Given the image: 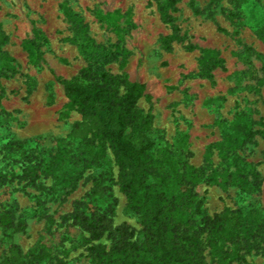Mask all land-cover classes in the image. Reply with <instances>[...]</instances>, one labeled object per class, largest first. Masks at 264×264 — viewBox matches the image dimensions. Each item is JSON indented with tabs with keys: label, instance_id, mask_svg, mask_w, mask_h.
I'll use <instances>...</instances> for the list:
<instances>
[{
	"label": "rangeland",
	"instance_id": "1",
	"mask_svg": "<svg viewBox=\"0 0 264 264\" xmlns=\"http://www.w3.org/2000/svg\"><path fill=\"white\" fill-rule=\"evenodd\" d=\"M210 3L211 0L178 1L176 23L185 38L167 47L164 37L172 29L161 20L155 0H0V24L10 38L4 49L16 59L18 69L14 75L0 77V264H10L6 255L13 244L24 253L42 243L51 245L53 258L39 264L83 257L87 253L83 235H88L63 217L74 210L101 173L113 178L117 203L104 235L93 243L109 248L116 229L122 225L130 226L135 238L142 239L139 215L129 208L120 190L119 166L109 148L67 196L60 191H42L28 178H22L19 153L9 149L8 142L36 137L40 147H54L56 140L66 138L81 120L79 111L69 107L57 79L77 77L87 66L71 39L74 30L64 5L84 20L97 42L121 45L130 52L125 66L120 60L108 68L113 75L127 74L130 80L145 83L149 98L143 97L138 107L154 115L150 135L158 146L175 149L179 136L186 135L180 147L186 151L187 161L200 167L208 145L222 140L237 111L244 110L247 118L254 121L264 119V40L251 28L264 22V0L247 3L242 7V20L235 22L227 17L229 10H236L232 1L221 0L217 7ZM26 39H35L39 44L41 59L36 64L23 48ZM190 44L196 48L189 49ZM203 49H217L224 59L223 67L211 70L213 80L199 74ZM80 79L83 83L92 81ZM220 121L225 122V127L218 124ZM257 127L264 130V126ZM256 141L245 155L258 163L264 178V132L256 136ZM213 159L219 161L217 155ZM42 182L46 186L53 184L51 178H43ZM195 191L204 198L209 214L227 206L236 207L238 189L234 186L223 188L201 181ZM262 202L264 205V180ZM48 216L56 221L50 231L46 230ZM6 222L9 229L4 226ZM248 259L251 264H264L260 255H250ZM206 264L217 263L208 256Z\"/></svg>",
	"mask_w": 264,
	"mask_h": 264
},
{
	"label": "trees",
	"instance_id": "2",
	"mask_svg": "<svg viewBox=\"0 0 264 264\" xmlns=\"http://www.w3.org/2000/svg\"><path fill=\"white\" fill-rule=\"evenodd\" d=\"M155 1L161 20L172 29L164 37V44L171 47L174 41L185 38L176 23L179 0ZM230 1L236 10H229L227 17L241 21L242 7L251 0ZM220 2L211 0L210 4L217 7ZM63 8L74 30L71 39L77 43L87 66L77 77L57 79L69 99V107L79 111L81 120L66 138L57 139L54 147H40V139L36 137L8 142L9 149L19 153L22 178H28L30 184L42 191H60L67 196L109 148L119 166L120 190L129 208L139 215L142 239L135 238L130 226L122 225L116 229L109 248L93 243L104 235L117 203L113 178L109 173H101L84 198L76 202L74 210L63 217L88 235H83L87 253L55 264H206L208 256L217 264H251L248 256L264 257V178L257 169L258 163L245 155L249 145L257 143L256 136L264 132L257 127L264 126V119L254 121L247 118L244 110L237 111L222 140L208 145L204 164L200 167L190 164L185 158L186 151L180 147L186 142V135L179 136L175 149L158 146L150 135L154 115L138 107L143 97L149 98L145 83L132 81L127 74L116 76L110 72L108 66L114 62L121 60L125 66L130 52L121 45L97 42L84 20L69 7ZM251 28L264 40V22ZM9 40L0 24V77L18 72L16 59L4 49ZM23 48L32 63L41 59L35 39L24 40ZM195 48L189 45V49ZM200 63L199 74L213 80L211 70L223 67L224 59L217 49H203ZM80 78L92 81L83 83ZM218 124L225 127L224 121ZM96 140L101 143L96 144ZM215 155L218 162L213 159ZM43 178H51L53 184L46 186ZM201 181L223 188L236 187V207L227 206L209 214L204 208V198L195 191ZM55 223L48 216L46 230L50 231ZM4 226L9 229L10 224L6 222ZM52 252L48 243L30 253L13 244L6 259L10 264H39L52 259Z\"/></svg>",
	"mask_w": 264,
	"mask_h": 264
}]
</instances>
